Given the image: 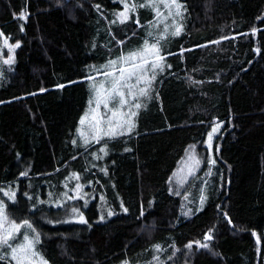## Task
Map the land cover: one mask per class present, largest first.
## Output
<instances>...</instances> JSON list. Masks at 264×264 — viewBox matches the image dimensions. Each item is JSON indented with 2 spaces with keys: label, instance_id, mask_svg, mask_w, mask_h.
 I'll use <instances>...</instances> for the list:
<instances>
[{
  "label": "trees",
  "instance_id": "obj_1",
  "mask_svg": "<svg viewBox=\"0 0 264 264\" xmlns=\"http://www.w3.org/2000/svg\"><path fill=\"white\" fill-rule=\"evenodd\" d=\"M182 2L180 34L148 39L163 70L137 86L134 129L97 142L95 119L81 120L145 44L153 12L121 23L112 0H0V41L13 46L10 63L0 55V193L15 188L7 221L30 225L49 264H264V0ZM217 122L214 174L176 188L181 160L192 147L205 158Z\"/></svg>",
  "mask_w": 264,
  "mask_h": 264
},
{
  "label": "rangeland",
  "instance_id": "obj_2",
  "mask_svg": "<svg viewBox=\"0 0 264 264\" xmlns=\"http://www.w3.org/2000/svg\"><path fill=\"white\" fill-rule=\"evenodd\" d=\"M115 2H118L122 4L123 9L119 12H125L126 16H128L130 13L138 10L141 6L140 5H146L152 12H153V20L151 22H148L145 26L146 31V41L148 42V39L150 38H158V37H164V36H174L171 33L175 31V28L177 26H181V22L183 20V17L185 15V8L182 0H178V2L182 5L180 8V14L176 15V9L175 7H172L171 9L166 8L164 5L163 0H112ZM170 2V0H169ZM125 5L128 7L126 8ZM133 5H136V7H133ZM145 7V6H143ZM159 9L160 15H157L156 9ZM171 11V15H169V12ZM119 19H123L122 17L118 16ZM167 28V31L165 29ZM182 31V29H181ZM151 33V35H149ZM5 40H7L5 37H2L0 41V55L4 54V50L7 52L6 56L7 59L9 57L13 58V46L12 44L7 40V44L5 43ZM153 44V43H151ZM151 44L148 42V47L150 48ZM145 44L142 45L140 49L134 50L132 52L127 53L124 57L131 56L134 53H140L143 52L145 49ZM144 57L147 60H151L154 57H156L155 52H145ZM140 62V58L137 57L136 61H129L125 63L124 61H120V65L116 66L113 69V73H119L115 72L120 67H130L133 63ZM106 80H109L108 76L105 78ZM113 80H109V83H112ZM94 112L93 109H89L86 118L84 119L83 128H90L94 119ZM219 126V127H217ZM222 127V122H217L210 126L206 133V137L204 142L200 145L202 148L200 149L201 152L205 153V158L201 155H197L194 152V147H192L185 157L181 160L180 164L178 165L173 177L172 181L174 183V186L178 189H186L187 184H192L194 181L199 180V176H212L214 174V156H213V149H214V142L215 138L219 135L220 130ZM216 129L215 133L212 136L211 140V147H209V140L208 135L213 131V129ZM196 147V146H195ZM198 161V163H197ZM214 161V163H213ZM203 162H205L208 166L207 168L200 170ZM201 171V172H200ZM205 181V180H204ZM208 182L200 183L198 185L200 192L202 193L201 198L203 197L205 199L204 191L207 189ZM16 196V190L15 188H9L4 189L0 193V204L3 205V215H0V257L9 260L12 264H17V260H14L12 258L13 248L19 249L21 245L26 244L28 241L32 242V252L35 253V255H32V252L27 253L26 259L22 261V264H43V262H46V264H49V262L35 249V243H34V236L32 234V230L30 228V225L28 223H12L7 221L6 212H5V205L6 202L13 201ZM204 202V200H203ZM195 205L194 200L189 195V193L186 191L185 194V203H184V211L185 213L191 212L193 209V206ZM203 204L201 203V199L199 201V208H201ZM6 218V219H5ZM18 225V228L13 229L11 225ZM10 233L7 242H4L3 238L6 234ZM25 237H27V241L25 240ZM25 255L23 252H17V256H23Z\"/></svg>",
  "mask_w": 264,
  "mask_h": 264
},
{
  "label": "snow or ice",
  "instance_id": "obj_3",
  "mask_svg": "<svg viewBox=\"0 0 264 264\" xmlns=\"http://www.w3.org/2000/svg\"><path fill=\"white\" fill-rule=\"evenodd\" d=\"M164 5L166 8L171 9L172 7H175L176 9V15L180 14V8L182 5L178 2V0H163ZM141 7L146 5H140ZM127 8L128 6L125 5ZM133 7H136V5H133ZM157 15L159 16V9H156ZM169 15H171V11L169 12ZM119 16L122 17L121 23H123L127 16L125 12L119 13ZM20 19H25V14L23 12L19 15ZM167 31V28L165 29ZM181 32V26H177L175 28V31L171 33L172 35H179ZM151 35V33H149ZM5 43L7 44V40H5ZM216 43H219L217 41ZM145 49L143 52L140 53H134L131 56L128 57H121V60L125 63L129 61H136L137 57L140 58V62L131 64L130 67H120L118 69L120 75L118 77H114L113 81L111 83L110 88H104V85L101 84V87L99 89H96V109H93V112L97 113V116L94 117L95 124L92 126L94 129V135L92 136V139L99 142V140L102 138V136H107L109 138H114L117 135V130H119L120 135H124L127 133H130L134 127L135 123L133 118L137 115L136 111H131V108L139 109L141 108L140 103H133V100L137 98L136 96V89L137 86L141 83H151L152 79H155V71L156 69L163 70V65L155 62H150L144 57L145 52H155L157 56H159V49L157 47V44H152L150 48L148 47V42H145ZM15 47H19V45H15ZM160 59H163L160 57ZM11 57H9L8 60H5V63H10ZM116 61H110V65L112 67L116 66ZM151 71L152 75L150 79H146L148 77V73ZM106 76H112L111 72H106ZM135 80V83H130V81ZM95 87V85H94ZM123 89H127V92ZM138 92L140 96H146L148 89L147 88H138ZM118 98V102H117ZM113 102H116L113 107H110L109 105ZM103 104V107L107 112H111V116H107L106 113L100 114L98 113V110L100 108V105ZM128 107L129 111L125 112L123 111L124 108ZM101 116L104 118L101 119ZM84 123V119L81 120V124ZM107 124V130L104 131L101 127V125ZM219 127V126H217ZM216 129L214 128L211 133L208 135L209 140V147H211V140L212 136L215 133ZM80 135L82 137H85V142L87 143V137L85 136L84 132H81ZM75 143V142H74ZM126 151L130 149H125ZM101 151H105V149L101 148ZM198 163V161H197ZM214 163V161H213ZM204 198H201V203L203 204ZM0 215H3V205L0 204ZM111 215V213H109ZM6 219V218H5ZM80 222L83 223V217L80 218ZM13 229L18 228V225H11ZM10 233L6 234L3 238L4 242H7V239L9 237ZM212 237L210 235L205 236V240H210ZM25 240L27 241V237H25ZM36 242L38 243V238L36 239ZM198 247L207 248V244H200V242H197ZM187 247L191 248L192 245H188ZM23 252L25 255L23 256H17V252ZM157 251H159V247L157 246ZM13 256L12 258L14 260H17V264H22V261L27 257V253L32 252V242L28 241L26 244H23L20 246L19 249L13 248L12 249ZM32 255H35L34 252H32ZM43 264H46V262H43Z\"/></svg>",
  "mask_w": 264,
  "mask_h": 264
}]
</instances>
